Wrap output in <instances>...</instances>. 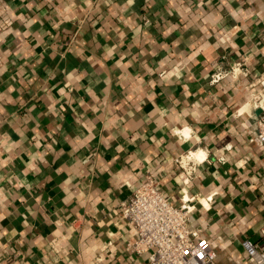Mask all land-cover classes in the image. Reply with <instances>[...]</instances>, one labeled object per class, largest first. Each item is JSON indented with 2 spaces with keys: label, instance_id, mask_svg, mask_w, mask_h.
<instances>
[{
  "label": "crops",
  "instance_id": "1",
  "mask_svg": "<svg viewBox=\"0 0 264 264\" xmlns=\"http://www.w3.org/2000/svg\"><path fill=\"white\" fill-rule=\"evenodd\" d=\"M244 56L249 78L210 84ZM259 74L264 0H0V264H147L120 211L147 173L176 206L212 197L190 228L216 264H251ZM194 151L187 183L172 162Z\"/></svg>",
  "mask_w": 264,
  "mask_h": 264
},
{
  "label": "built area",
  "instance_id": "2",
  "mask_svg": "<svg viewBox=\"0 0 264 264\" xmlns=\"http://www.w3.org/2000/svg\"><path fill=\"white\" fill-rule=\"evenodd\" d=\"M244 56L229 69L210 77L215 85L224 79L238 83L250 77ZM250 102L259 114L255 119V141L264 148V74L256 75L247 85ZM198 155V156H197ZM197 151L178 156L172 165L179 169L187 183L196 178L205 162ZM192 201L181 188L179 204H172L160 191L156 176L147 173L130 199L121 204L122 219L133 229L136 240L129 245L138 255H147V264H216L217 255L199 228H190L196 204H209L212 197L196 196ZM264 233V230H263ZM243 246L251 264H264V250L246 241Z\"/></svg>",
  "mask_w": 264,
  "mask_h": 264
}]
</instances>
